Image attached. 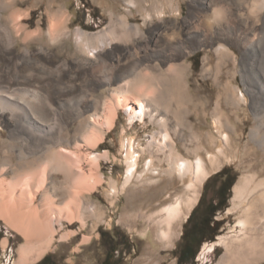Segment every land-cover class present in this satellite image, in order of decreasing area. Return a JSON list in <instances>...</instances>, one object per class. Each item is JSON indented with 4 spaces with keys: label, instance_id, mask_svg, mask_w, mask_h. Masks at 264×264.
Here are the masks:
<instances>
[{
    "label": "bare ground",
    "instance_id": "obj_1",
    "mask_svg": "<svg viewBox=\"0 0 264 264\" xmlns=\"http://www.w3.org/2000/svg\"><path fill=\"white\" fill-rule=\"evenodd\" d=\"M25 1L0 0V120L8 129V137L1 145L6 157L0 161V217L25 239L18 251L17 264L41 260L55 236L64 230V222L68 225L78 222L82 229L87 219L93 218L97 222L103 215L101 208L86 197H91L104 185L100 162L108 159L109 155L106 151L97 153L96 149L114 130L118 110L125 113L131 126L136 119L143 121L148 116L159 128L158 133L146 139L148 145L157 146L160 151L168 148L173 168L181 171L179 163H182L184 172L190 170L192 163L178 153L171 133H179L180 122L187 123L192 132L189 122L192 112L185 107L178 109L179 112L172 111V118L176 119L173 127L169 126L166 116L171 111L172 102L180 104V107L192 101L188 94L190 85L186 81L188 67L174 63L176 59L185 57L192 43L193 49L202 46L214 48L216 70L204 66L203 73L214 74L215 80L220 68L234 58L231 46L239 48L243 55L237 73L242 75L246 93L231 90L229 85L223 88L213 111L215 132L206 134L210 144L214 143L216 136L227 142L225 131L233 126L225 110L232 112L233 109L236 115L242 105L248 104L249 97L254 116L249 137L264 153V0H190L192 9L187 17H183L181 24L177 23L182 15L180 0H119L124 6V14L116 17L110 13L111 22L107 28L92 33L81 28L71 31L69 15L64 11L51 15L47 32L44 33L40 26L30 31L29 12L17 8ZM54 2L47 0V7L51 8ZM152 10L157 12L158 28L164 27L168 32L147 40L142 25L153 22ZM167 13L172 19L169 26L165 19ZM136 14L141 16L142 25L131 23L130 19ZM180 28H186V33L181 34ZM69 37L75 41L77 59L73 66L55 60L50 52L53 46ZM162 38L168 40V47L156 49ZM19 42L23 49L17 53ZM32 43L39 47L31 50ZM117 43L133 44L134 54L138 55L131 68L121 74H117L120 65L115 61L120 54L114 47ZM105 49H111L109 60L114 63L111 67L101 56ZM157 57L166 68L156 80L135 72L144 61ZM88 58L99 63L88 64ZM69 68H76L82 78L89 76L91 82L79 88L73 87L69 82ZM132 76L134 82L126 84ZM103 86L113 92L114 98L102 104L103 113L99 117L96 113L91 114L99 109V102L89 93ZM160 86L167 96L165 110L159 107L162 101L158 95ZM90 114L91 118L88 117ZM81 119V126L71 134V123ZM124 147L126 185L137 172L141 154L131 138H126ZM145 147L140 149L144 151ZM199 150L200 147H196L194 153L200 163L199 168L204 172ZM151 162L148 171L152 170ZM60 175L62 180L57 183L55 176L59 179ZM246 190L256 194L244 206L246 220L243 222L248 224V215L255 211L257 203L264 205V178L242 177L234 186V200ZM118 193V182L110 179L106 197L113 200ZM248 229L255 231L254 227ZM261 229L259 238L244 236L223 241L225 250L217 264L259 261L261 250H264V226ZM75 234V231L66 230L60 235V240H68ZM88 241L89 237L83 236L82 242Z\"/></svg>",
    "mask_w": 264,
    "mask_h": 264
},
{
    "label": "rangeland",
    "instance_id": "obj_2",
    "mask_svg": "<svg viewBox=\"0 0 264 264\" xmlns=\"http://www.w3.org/2000/svg\"><path fill=\"white\" fill-rule=\"evenodd\" d=\"M180 4L182 15L177 23L181 24L183 17L189 15L192 4L190 0H180ZM17 8L22 12H29L30 18L27 21L30 25V31L40 26L44 33L48 30L52 19L51 15L60 11L69 15L71 31L81 28L91 33L107 28L111 22L110 13L116 17L124 14V6L119 0H55L51 8L47 7V0H26L24 3H19ZM134 13L136 12L134 11ZM150 13L154 19L152 23H148L146 26L142 25L141 16L138 14L130 19L132 24L142 25L147 40H151L154 35L163 34L164 31L168 32V29L164 30V27L158 28L159 19L156 10H152ZM166 17V21L169 22L167 26H169L172 24L170 13H167ZM262 19L260 16V20ZM115 29L119 30V28ZM180 33H186V28H180ZM18 44L16 52L20 53L23 44L21 42ZM30 46L31 50L39 47L36 43H32ZM114 47L120 53L118 55L119 60L115 58L116 63L118 62L120 65L117 74L127 72L131 68L132 62L138 59V55L134 54V45L117 43ZM162 47H168V40L165 38H162L156 45V49H163ZM193 48H195L194 43L187 48L185 57H180L175 60L176 62L174 61V63H183L188 67L186 81L190 85L188 94L192 101L190 104L180 107V104L177 105L172 102L171 111L166 116L169 126L173 127L176 119L172 118V111L179 112L178 109L185 107L189 109V112H192L193 116L191 115L192 118L189 119V122L193 131L189 130L187 123L180 122L179 133L177 135L171 133L172 142L175 147L177 146L178 153L186 161L192 163L190 170L184 172L182 163H179L181 171L174 169L168 148L160 151L157 146L148 145L147 140L159 132L156 123L151 122L148 116H145L143 121L136 119L131 126L125 113L118 110L114 130L106 135L105 141L96 149L97 153L106 151L109 155L108 159L100 162L101 172L105 177L104 185L91 197H86L101 208L103 215L97 222L93 218L87 219L86 226L82 229L78 222L73 223V225L64 222V230L55 236L43 257L51 254L60 264H100L105 255L101 233H107L116 236L118 241L121 238L126 243V248H129L126 252L121 246L118 248L115 264H178L177 249L182 242L181 236L184 225L203 196L202 206L195 214V218L199 216L200 210L207 205L216 187L215 181L212 180H209L205 187L206 181L224 168L231 170L236 175L235 184L244 176L253 175L255 180L264 178V153L249 137L250 129L254 126V116L249 106L250 99L248 96V104L242 105L236 115L233 113V109L232 112L225 110L226 114L230 116V123L233 126L232 129L225 131L228 138L227 142L216 136L217 139L211 145L210 139L206 136L208 131L215 132L212 124L214 120L213 111L218 96L224 91L223 88L229 85L231 90L236 89L246 93L242 75L237 73L243 60L242 51L231 46L235 52L234 58L220 68L219 76L215 80L214 74L203 73L204 66H210L214 71L216 70L217 57L214 48L206 46ZM50 52L55 60L65 61L72 66L77 59L74 53L75 41L73 37L53 46ZM101 54L107 59V66H113L114 63L109 60L111 49H105ZM89 62L92 65L99 63L98 60L91 58H88L87 63L90 64ZM165 68L166 65L157 57L144 61L135 72L142 75L146 74L149 80H156ZM75 70L76 68H69V82L73 84V87L79 88L91 82L89 76L82 78L78 76V70ZM134 80L133 76L129 77L126 84L131 81L134 82ZM162 89L163 87L160 86L158 90V95L162 97L159 107L165 110L167 108L165 106L167 96ZM112 93L106 86L90 91L91 98L99 102V109L91 114L96 113L100 117L103 113L102 104L105 101H112L111 99L114 98ZM91 114L88 117L91 118ZM80 121L83 119L71 123V134L81 126L82 122ZM7 137L8 129L0 120V161L6 157L1 145ZM126 138L133 139L134 147L138 145L141 155L138 157L137 172L125 185L127 166L124 145ZM142 146H146L144 151L140 149ZM196 147H200L198 154L203 162L204 172L199 168L200 163L194 153ZM12 158V161L15 162V157L12 156ZM150 160L153 167L152 170L148 171ZM55 178L57 183L62 180L61 175L59 179L58 176ZM110 179L118 182L119 193L113 200L106 197ZM235 184L232 187L227 207L223 211L217 212L215 216V220L221 221L222 226L218 229L213 242H204L200 246L193 264H217L225 250L223 243L231 239H241L244 236L261 237V227L264 226V205L258 202L255 211L248 215L249 223L245 224L243 222L246 220L245 207L255 198L256 194L246 190L239 199L234 200L233 189ZM250 227H254L255 231H250L248 229ZM66 230L75 231L76 234L68 240H60V235ZM0 232L3 233L0 240V264H17L19 248L25 243L24 237L1 217ZM83 236H88L89 241L82 242ZM215 249L216 252H214ZM215 253L219 254L217 258ZM260 256L259 261L248 264H264V250H261ZM36 263L31 261L28 264Z\"/></svg>",
    "mask_w": 264,
    "mask_h": 264
},
{
    "label": "trees",
    "instance_id": "obj_3",
    "mask_svg": "<svg viewBox=\"0 0 264 264\" xmlns=\"http://www.w3.org/2000/svg\"><path fill=\"white\" fill-rule=\"evenodd\" d=\"M209 180L215 181L216 187L207 205L200 210L199 216L195 218V214L202 206L203 196L200 198L197 206L192 210L184 225L181 236L182 242L177 249L178 264H193L200 246L204 242H213L218 229L222 226V222L216 221L215 216L217 212L223 211L227 207L232 187L236 181V175L231 170L224 168L210 177L206 181L205 187ZM2 237L3 233L0 232V240ZM101 241L105 247V255L100 264H115L116 254L120 246L124 252L129 250V248H126V243L121 238L118 241L113 234L101 233ZM216 251L215 249L214 252ZM215 254L217 258L219 254ZM36 264L60 263L55 260L53 255L47 254Z\"/></svg>",
    "mask_w": 264,
    "mask_h": 264
}]
</instances>
